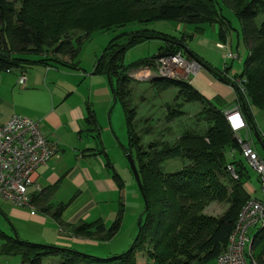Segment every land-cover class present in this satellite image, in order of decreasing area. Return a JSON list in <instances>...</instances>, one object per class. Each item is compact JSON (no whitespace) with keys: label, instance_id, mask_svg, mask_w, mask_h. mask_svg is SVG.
Listing matches in <instances>:
<instances>
[{"label":"trees","instance_id":"obj_1","mask_svg":"<svg viewBox=\"0 0 264 264\" xmlns=\"http://www.w3.org/2000/svg\"><path fill=\"white\" fill-rule=\"evenodd\" d=\"M221 1L238 20L242 41L248 49L242 71L234 77L228 78V69L224 72L212 69L188 50L186 37L147 31L123 34L127 37L124 44L116 42L122 36L112 40L95 63L93 74L110 80L112 95L123 111L128 139L124 153L135 163L145 197L138 233L130 248L117 256L97 258L71 248L25 242L0 231V253L19 256L22 264H42L50 257L56 258L58 264H137L138 253H143L146 264H203L216 260L228 244L241 207L250 198L243 188L250 179L246 167L242 161H228L225 156L227 151L241 155L234 133L223 111L189 83L154 79L150 85L159 92L177 90L176 99L181 102L176 104V109H169V120L184 114L180 110L183 103H199L207 129L201 134L185 131L172 144L153 141L144 148L135 131L137 113L129 101L132 79L128 73L154 66L160 55H189L233 88L248 130L253 132L257 126L251 107L264 115V0ZM216 4V0H0V73L17 70L23 73L38 65L59 64L76 69V64H67L57 57L66 56L73 61L93 32L131 22L217 24L218 38L225 44L231 23ZM154 36L166 42L159 54L124 64L125 52L130 47ZM233 79H244V94ZM94 122V115L89 112L86 123ZM168 160H186L188 164L178 171L165 173L161 165ZM229 165L234 168L236 180L227 172ZM115 179L123 192V182L117 175ZM224 180L230 182L229 187ZM212 202L227 205L220 216L203 213ZM64 208L63 205L56 207L51 213L53 218L60 220ZM49 210L51 207L43 211ZM122 213L123 209L119 208L108 228L96 221L76 226L73 232L108 241L119 231ZM252 238L251 256L255 264H264V228L258 229Z\"/></svg>","mask_w":264,"mask_h":264},{"label":"crops","instance_id":"obj_2","mask_svg":"<svg viewBox=\"0 0 264 264\" xmlns=\"http://www.w3.org/2000/svg\"><path fill=\"white\" fill-rule=\"evenodd\" d=\"M216 25H193L189 35L186 34L187 26L180 25L183 26L181 36L186 37L185 41L192 39L197 46L204 48L206 54H198L187 47L212 69L218 72L228 69V78L234 77L241 73L242 67L240 72L235 73L232 65L227 63L225 55L231 49V44L228 48L226 42V48H220L218 44L223 42L213 44L211 39L205 37L207 26L218 34ZM183 56L193 59L186 54ZM57 58L67 64L76 63V58L73 61L66 56ZM32 67H37L32 73L28 70L31 67L23 73L18 70L0 73V124L12 116L37 121L45 138L57 145L59 155L36 171L34 181L39 191L30 190L36 197L33 209L18 208L0 199V231L6 236L12 232L15 236L9 237H18L25 242L88 253L91 239L95 238L76 235L73 228L96 221L108 228L119 208L124 211L126 186L122 177L123 168L116 167L110 156V149H115V155L118 153V143L121 151L126 148L123 111L115 110L117 101L107 77L94 75L91 69L86 73L78 68V64L76 69L59 64ZM21 74L26 78L24 86L18 83ZM189 84L217 109L225 111L237 104L235 91L205 66H200ZM5 105L7 110L2 109ZM89 112L95 118L92 125L86 123ZM242 135L245 136V133ZM255 145L253 138L256 149ZM260 157L264 158V154ZM115 175L123 182V192ZM243 188L250 198H260L257 176L253 181H245ZM60 205L65 208L60 220H56L51 213ZM46 207H51V210L44 212ZM50 262L58 264L57 261ZM0 264L22 262L19 256L0 253Z\"/></svg>","mask_w":264,"mask_h":264},{"label":"rangeland","instance_id":"obj_3","mask_svg":"<svg viewBox=\"0 0 264 264\" xmlns=\"http://www.w3.org/2000/svg\"><path fill=\"white\" fill-rule=\"evenodd\" d=\"M216 2L217 9H219L222 15L231 23V30L228 33L226 45L229 48L231 44V49H229V51L232 50L231 52L237 55L238 58L234 60H228L227 63L232 65V69L235 73H238L241 70L243 61L248 56V49L242 41L240 24L234 17L231 9L224 5L221 0H216ZM180 25L187 26L188 29L186 31L188 33L186 34L188 35L190 34L189 32H191V30L193 29V25H188L185 23H177L172 21H154L146 24L131 22L122 27H114L106 31L93 32L90 35L89 39L86 40L81 46L76 57L75 64L76 66L78 64V68L80 70H85L86 73L90 72V69L92 72L95 63L97 59L100 58L103 50L112 40L121 37L123 34L147 31L148 33L151 32L152 34L161 33L169 37L180 38L183 34V26L180 27ZM178 26L180 28H178ZM204 27H206V25ZM216 28H218V26ZM205 37L211 39V42L213 44H215L216 42H220L217 32L213 33L212 27L207 26ZM118 41L120 42V44H124L127 42V37L122 36L121 38H118L116 40L117 43ZM195 43L196 42L192 39H188L186 41V47L191 48L198 54H206L204 53V48H202L201 46H197ZM165 44L166 42L162 38H156L155 36L153 39L142 41L141 43L130 47L125 52L123 59L124 64L130 65L136 61L151 58L159 54L160 50L165 47ZM181 55L183 56V54ZM187 60L196 61L191 58H187ZM35 68L37 67H31L28 70L30 73H32L35 71ZM130 88L131 94L129 97V101L131 103V106L135 108L137 113L135 121V131L140 136L142 146L144 148H146V146L153 141H164L172 144L185 131L201 134L207 129V122L200 114L202 107L199 103H183L180 110L183 111L184 114L182 116L175 117L169 120V109H176V104L181 102L180 100L176 99V89L170 88L165 91L159 92L156 88L150 85V82H139L135 80H132ZM7 101L8 98H6V102ZM236 106L240 108L238 102ZM2 109L7 110L6 105L3 106ZM115 110L121 111L122 113L119 102L116 103ZM251 113L255 118L257 126L262 127L264 124V115L254 107H251ZM113 121L115 123V120ZM126 141L128 142L127 136ZM117 145L119 154L116 153L115 155V149H110V156H112L111 158L116 167H120L121 169L123 168L122 177L126 186V194L124 197V211L122 213L120 229L115 234V236H113L108 241L91 239V247H89L88 253L79 251L87 256H93L97 258H110L113 256H117L130 248L138 233V221L143 212L144 201L131 173L127 155L123 150H120V143H118ZM255 146V150H257V153L262 156L264 154L263 150L257 143ZM125 147H127V143ZM225 156L228 161H231L232 159H235L236 161H242L247 169L251 181L255 180L256 174L254 170L249 166L246 159L239 155V153H231L227 151L225 153ZM187 164L188 162L186 160H168L161 165V170L165 173L175 172L180 170ZM224 183L227 187H229L230 182L228 183L226 180H224ZM226 207L227 205L224 203L212 202L207 207H205L203 213L208 216H220L224 212L223 210H225ZM111 224H109L107 227H109ZM257 230L258 228H251L248 231V237L252 238ZM8 235L15 236V234L12 232L11 235L10 233H8ZM50 261L58 262L56 258L50 257L45 258L42 264H51L52 262ZM136 263L146 264L143 253H138L136 255ZM203 264H216V261L210 260Z\"/></svg>","mask_w":264,"mask_h":264},{"label":"built area","instance_id":"obj_4","mask_svg":"<svg viewBox=\"0 0 264 264\" xmlns=\"http://www.w3.org/2000/svg\"><path fill=\"white\" fill-rule=\"evenodd\" d=\"M218 47L226 48V45L218 44ZM225 57L227 60L238 58L231 51ZM199 68L196 61H188L181 54L163 55L155 60L154 66L132 70L128 76L139 82L162 78L190 83L191 77L196 75ZM25 81V76L21 74L18 78L19 85L24 86ZM244 82V79H233L242 94L245 93L242 86ZM223 116L234 133L241 156L257 176L260 198H249L243 204L228 244L215 261L216 264H255L251 256L253 238L248 237V231L251 228H264V158L259 156L253 146L252 132L248 130L240 108L234 106L227 109L223 111ZM256 131L264 144V124L262 127L257 126ZM58 155L57 145L45 138L37 121L12 116L7 122L0 124V199L18 208L33 209L30 190L39 191L34 181L36 171ZM227 172L232 179H237L232 166L227 167Z\"/></svg>","mask_w":264,"mask_h":264},{"label":"water","instance_id":"obj_5","mask_svg":"<svg viewBox=\"0 0 264 264\" xmlns=\"http://www.w3.org/2000/svg\"><path fill=\"white\" fill-rule=\"evenodd\" d=\"M161 56H163V55L158 56V58L161 57ZM6 57H7V55H6ZM161 79L160 78H157L155 80H161ZM107 81H108V83L110 85V80L108 78H107ZM110 87H111V85H110ZM242 107H244L243 104H242ZM253 138H254L255 142L260 146V148L264 152V144L261 142V140L259 138V135H258L256 129L253 130ZM126 155H127V159H128V162H129V166H130L131 173L133 175V178L135 180V183H136V185L138 187V190H139V192H140V194H141V196L143 198V201L145 203V197H144V194H143L142 185H141V182H140V178H139V175H138V172H137L135 163H134L133 159L129 156V154H126Z\"/></svg>","mask_w":264,"mask_h":264}]
</instances>
